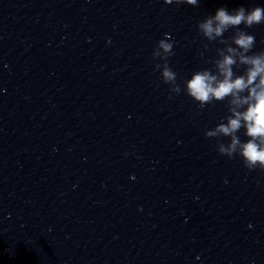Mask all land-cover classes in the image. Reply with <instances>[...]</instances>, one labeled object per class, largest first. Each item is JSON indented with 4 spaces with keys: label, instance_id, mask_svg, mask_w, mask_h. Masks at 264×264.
Instances as JSON below:
<instances>
[{
    "label": "clouds",
    "instance_id": "9594fccd",
    "mask_svg": "<svg viewBox=\"0 0 264 264\" xmlns=\"http://www.w3.org/2000/svg\"><path fill=\"white\" fill-rule=\"evenodd\" d=\"M173 0H165L171 4ZM177 3L186 2L196 5L197 0H176ZM264 23V8L254 7L246 10L239 7L232 12L227 8L217 9L214 16L207 18L200 25L201 32L209 40L221 36L230 26L237 27L244 25L251 28L253 25ZM168 36V34H165ZM236 48H228V55L223 56L217 62V67L222 80L209 72H198L187 82L188 94L199 101L201 105L209 103L213 98L223 100L231 96V103L236 107L232 109L233 116L228 119L227 124H220L214 131L206 133L212 137L217 134L231 136V144L227 147L221 146L220 152L231 156L239 149L244 163L250 169L259 166L264 169V52L253 55H246L252 51L255 43L253 35L244 30H239L234 37ZM159 47L165 53L171 52L172 44L165 40L159 41ZM157 55L159 53H156ZM235 57L239 58L241 64L248 65L245 76L233 79L232 65L236 63ZM165 81H173L175 74L167 67L163 72ZM258 81V82H257ZM248 90L247 96H240V93ZM247 105L244 112L236 111L242 105ZM243 126L246 128V135L250 139L241 143L235 133Z\"/></svg>",
    "mask_w": 264,
    "mask_h": 264
}]
</instances>
